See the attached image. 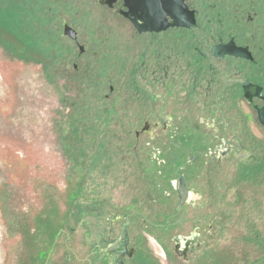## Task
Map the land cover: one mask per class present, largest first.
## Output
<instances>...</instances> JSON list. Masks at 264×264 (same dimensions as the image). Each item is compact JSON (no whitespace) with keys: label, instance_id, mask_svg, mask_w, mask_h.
<instances>
[{"label":"rangeland","instance_id":"1","mask_svg":"<svg viewBox=\"0 0 264 264\" xmlns=\"http://www.w3.org/2000/svg\"><path fill=\"white\" fill-rule=\"evenodd\" d=\"M66 20L80 22L83 43L80 3L19 7L0 0V264H34L37 248L27 240L48 235V218L56 221L53 245L49 251L45 244L38 264H96L93 235L81 224L95 207L119 215V228L133 213L132 242L143 254L140 215L159 213L155 189L166 180L145 174L139 160L147 145L136 143L135 111L121 107L128 59L120 64L113 43L81 52L62 32ZM205 168L194 172L206 179L195 185L206 184L198 190L207 201L213 194L214 240L185 264H264V171L236 175L212 166L217 179L208 183ZM145 237L159 248L157 235Z\"/></svg>","mask_w":264,"mask_h":264},{"label":"flooded vegetation","instance_id":"2","mask_svg":"<svg viewBox=\"0 0 264 264\" xmlns=\"http://www.w3.org/2000/svg\"><path fill=\"white\" fill-rule=\"evenodd\" d=\"M36 2L80 3L84 42L76 15L75 21L63 22L64 35L81 52L113 43L120 64L128 59L129 67L121 66V74H127L121 107L135 111L130 121L136 143L147 145L139 160L147 165L145 174L150 170L157 182H167L155 189L158 215H140L143 254L132 242L133 213L124 214L119 228V215L87 210L91 217L86 213L81 224L93 235L96 264H185L193 252L212 246L218 218L213 194L207 201L198 190L206 184L195 185L206 179L194 172L205 166L207 182L213 183L212 166L236 175L248 168L256 176L264 171V0H172L183 24H172L174 17L162 13L166 0H1L19 7ZM172 173L175 178L163 177ZM180 176L189 191L181 208ZM126 224L128 245L116 251ZM147 231L157 235L159 248L149 245Z\"/></svg>","mask_w":264,"mask_h":264},{"label":"water","instance_id":"3","mask_svg":"<svg viewBox=\"0 0 264 264\" xmlns=\"http://www.w3.org/2000/svg\"><path fill=\"white\" fill-rule=\"evenodd\" d=\"M184 8V7H183ZM162 10H165V11H162L163 14H168V15H172L174 17V21L171 22L172 24H183L181 22V20L178 19V13L175 12L176 9H174V4L172 2V0H166V7L164 9V7H162ZM153 18V17H152ZM192 20H193V17L191 16L190 17ZM163 22H164V25L167 24V22L165 21V19H163ZM193 22V21H192ZM187 24V23H186ZM66 31V30H65ZM66 35L69 33L68 31L65 32ZM180 180H179V184H178V192L181 196V200L179 202V205L178 207L181 208L183 207V203L185 202L186 200V197H187V194H188V190L185 186V181H184V178L182 176H180ZM91 227H94V224H90ZM121 238H118L117 241L115 242L116 243V248L115 250L117 251V249H121V247H125L128 245V242H129V238H128V232H127V224L122 228V232H121ZM123 236V237H122Z\"/></svg>","mask_w":264,"mask_h":264},{"label":"trees","instance_id":"4","mask_svg":"<svg viewBox=\"0 0 264 264\" xmlns=\"http://www.w3.org/2000/svg\"><path fill=\"white\" fill-rule=\"evenodd\" d=\"M215 209L216 208H214L213 207V211H215ZM218 209H220L219 207H218ZM45 220V219H44ZM56 221H55V223H53V221H52V219L51 218H48L47 220H46V222H45V225H47V227H46V229H50V231H49V233H48V235L46 236V237H44L43 238V240H42V238H36L35 239V241H33L32 240V238H28V242H27V244L29 243V244H31V247L32 248H37V251H36V255H37V258L35 257V259H34V264H38V261H37V259H41V254L43 253V251H44V249H46L47 247V245H45V244H47V242H50V238H49V236L52 234H54V232L52 233V231L53 230H55L56 229ZM74 229H79V226H76V228H74ZM39 235V234H38ZM55 235V234H54ZM30 236H33L32 234L30 235ZM36 236V235H35ZM51 243V245L47 248L49 251L51 250V248H52V245H53V243L52 242H50ZM73 256L76 258V259H79V257H78V255H76L75 253H73ZM89 260V259H88ZM89 264H92V263H89Z\"/></svg>","mask_w":264,"mask_h":264}]
</instances>
